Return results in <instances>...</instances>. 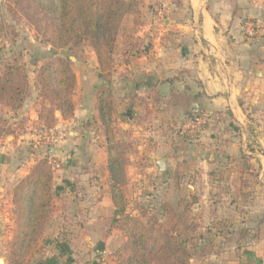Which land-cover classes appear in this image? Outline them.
<instances>
[{"label": "crops", "instance_id": "crops-1", "mask_svg": "<svg viewBox=\"0 0 264 264\" xmlns=\"http://www.w3.org/2000/svg\"><path fill=\"white\" fill-rule=\"evenodd\" d=\"M179 1L190 8L187 21L175 23L170 18H164L160 25L157 20L161 19L164 11L160 4L155 5L152 12L147 10L153 22L136 32V55L113 65L115 75L108 86L114 96L118 95L122 109L119 118L114 116V124L118 126L117 136L128 138L143 136L144 133L147 138H153L151 146L141 139L135 143L134 150L138 151V155H146L144 160L152 163L150 168L157 174L168 172V169L175 173L180 167L177 168L178 158L172 155L174 141L168 139L169 143H162L157 140L166 130L168 120L181 122L183 128H188L190 136L182 144L176 143L186 160L182 166L191 169L197 164L210 168L215 162L231 163L233 158L244 153L264 170V0ZM169 3L172 7L173 4ZM245 20H251L255 26L251 36L243 31ZM93 67L100 73L96 62ZM72 70L76 77V88L86 87L76 100L84 101V91L90 93L94 90L96 78L88 75L89 71L82 70L77 74L74 68ZM76 100L74 98V102ZM140 102L146 107H141ZM132 110L147 116L150 122L147 131L143 130L140 122L135 126ZM188 111H198L200 117H206L205 125L186 119ZM88 115L96 117L95 109L75 104L74 118L70 122L61 120L74 126V131L69 134L76 141L78 153L87 154L84 161L89 168L86 173L75 171L73 176L64 173L63 169L59 170L57 176L53 177L52 196L56 199L66 196L69 190L66 186L73 183L75 190L70 193L74 194V201L60 211L66 213L65 209L70 207L67 212L71 211V216L76 215L74 218L79 222L77 228L84 230L109 222L112 213L118 217L108 191L104 136H94V132L88 130L91 137L83 142L84 139L78 136L79 127H75L89 118ZM95 121L98 123L96 118ZM247 144L250 149L246 151ZM33 147L38 148L35 153L20 143L9 145L2 151L0 165L4 171L0 172L1 182H14L28 173L41 150L37 143ZM161 154H168V159ZM138 155L128 153L127 177L133 164L138 162ZM15 159L20 165L12 168ZM158 159L165 164L162 171L156 167ZM135 175L138 178L141 176L138 171ZM204 176V180L209 178L207 172ZM192 178H197V175ZM3 191L0 185V192ZM9 197L7 207L12 213L11 193ZM229 207L230 211L234 210ZM216 220L213 218V221ZM6 224L14 226L13 220L4 212L0 215L1 232ZM90 238L93 239L91 234ZM220 259L222 264H264V237L255 239L239 252H226Z\"/></svg>", "mask_w": 264, "mask_h": 264}, {"label": "rangeland", "instance_id": "rangeland-1", "mask_svg": "<svg viewBox=\"0 0 264 264\" xmlns=\"http://www.w3.org/2000/svg\"><path fill=\"white\" fill-rule=\"evenodd\" d=\"M135 1L137 3V13L127 15L123 21L111 68L107 72L100 71V73H97L93 67L94 63H97L96 56L87 43L71 48H53L44 40L41 31L19 14L15 7H8L7 0H0V24L2 25L0 31V73L6 64L17 61L24 68L29 80L28 95L18 109L9 110L0 105V161L3 157L2 151L9 145L20 143L32 153H35L38 148L33 147V145L37 143V146H40L39 149H41L37 159L40 157L47 158L54 178L62 169L69 176H73L75 171L86 173L89 168L84 161L87 154L78 153L76 141L72 140L73 136L69 134V132L74 131V126L71 123H63L59 112H55L53 120H49L46 113H43L41 117L40 112H42L43 107H48V100L36 77L37 69L45 58L54 53L69 57L71 67L75 69L77 74H80L85 68L83 71H89L88 75L95 77V83L97 84L92 92L87 93V91H84V101L76 100V97L83 89L86 90V87L76 88L75 86L73 103L74 107L76 104L84 107L86 105L91 110L95 109V92L97 89L107 87L111 90L108 83L113 81L112 77L115 75L114 70H112L114 63L119 60H129L136 55L138 51L136 32L144 25L148 26L150 21L153 22V19L150 20L152 16H149L147 10L152 12L155 9L154 6L160 4L164 11L161 19L157 20L160 25L164 18H170L175 23H183L184 20L189 19L191 13L188 4H181L179 0ZM169 1L173 4L172 7ZM74 98L76 102H74ZM113 99L114 111L116 112L115 114L113 112V127L116 137L127 143L129 154L131 152V155H138V151L134 150L135 143L145 139L144 142L151 146L153 138H147L144 133L143 136H129L128 138L122 136L119 138L117 136L118 131L116 132L118 126L114 124V116L116 119L119 118V112L122 109L119 105L118 95H113ZM142 103H139L141 107L144 105ZM131 112H133L135 118V126L140 122L143 130L147 131V124L150 123L147 116L142 115L139 111L132 110ZM73 118L74 116L71 119ZM95 118V116H90L85 118L84 122L75 126L77 129L79 127L77 130L78 136L84 139L83 142L91 137L88 130L94 132V136L103 135ZM71 119L67 121L70 122ZM171 121H167L166 130L162 133L160 139L157 138L159 139L157 141L162 143H169L168 139L174 141L172 155L178 158L176 163L177 168L180 167V170L173 173L172 170L168 169V172L165 171L166 173L157 174L154 169L150 168L152 163L144 160L146 155L144 153L138 155V162L133 164L129 170L128 183L125 187L129 212L141 218L144 222L151 221L152 218L156 221V225L162 229L176 233L182 230V224H196L198 226L197 232L201 233L206 227L211 226L213 218L231 221L237 225L234 227H241L242 221L248 220L251 227L248 242H251L252 239L255 241V239L264 237V223L263 225L257 224L259 219L257 215L263 214L264 211V170H262V166L255 161H250L252 164L250 166L223 161L224 166L215 167V172L219 170L221 177L215 179L216 176L212 172L209 174V178L204 180V173H209L212 168L197 164L191 169L186 168V165L182 166V163H186V160L183 159L179 145H176V143L181 142L182 144V141L190 139V136L188 128H183L181 122ZM170 123L173 124L170 125ZM85 134L88 137H84ZM173 138L175 139L172 140ZM96 142H98V139H96ZM249 149L250 145L247 144L245 150ZM52 150L55 152L54 155ZM161 155L168 159V154ZM19 165V161L15 159L11 167L15 168ZM1 166L0 172L4 171ZM169 166L171 168V165ZM136 171L141 174L139 178L135 175ZM195 175H197V178H192ZM17 182L18 180L14 182L0 181V185L4 188V191L0 192V215L6 212L11 220L14 216L7 205L10 203L9 194ZM72 184L69 183L66 186L69 189L66 196L59 199L52 197L51 218L46 223L41 238L24 264H117L116 253L120 250L126 238L117 227V217L113 213L109 218V222L105 221L99 223V227L84 230L77 228L79 222L74 218L76 215L71 216V211L67 212L70 207L65 209L66 213L60 211L62 207H68L72 204V200L74 201V194L70 193L75 190ZM163 203L169 206L168 210L162 208L161 204ZM229 206L234 210L230 211ZM211 228L213 232L216 231L213 227ZM13 230L14 226H10V224H6L2 232L0 228V264H9L10 262V240ZM228 231H231V229H228ZM232 232L235 231L232 230ZM90 234L93 239L90 238ZM215 237H217V240L212 236L213 253L206 257L193 256L190 260L191 264H222L220 258L224 256V253H230L232 249L239 252L242 248L248 246L236 249L234 243L227 240V238H234V235L216 234ZM218 247L222 249V252L216 254Z\"/></svg>", "mask_w": 264, "mask_h": 264}, {"label": "trees", "instance_id": "trees-1", "mask_svg": "<svg viewBox=\"0 0 264 264\" xmlns=\"http://www.w3.org/2000/svg\"><path fill=\"white\" fill-rule=\"evenodd\" d=\"M7 2L8 7H15L19 14L37 27L44 40L53 48H71L87 43L95 53L101 72H107L111 68L123 21L127 15L137 13L135 0ZM36 77L48 100V107H43L40 112L41 117L46 113L48 119L53 120L55 112H59L62 120L71 119L74 116L73 91L76 77L69 57L54 53L45 58L37 69ZM28 92L29 80L22 65L17 61L6 64L0 73V105L9 110H16ZM94 108L106 147L108 191L113 207L118 213L117 227L126 238L116 253L117 264H191L193 256L206 257L213 253L212 236L217 240L216 234L234 235V238L227 240L233 242L236 249L253 242L254 239L248 242L251 231L248 220H243L241 227H234L237 225L225 219L216 220L201 233L197 232L196 224H182V230L176 233L162 229L152 218L151 221L144 222L129 212L125 195L128 183V146L125 141L116 137L113 127L114 99L109 88L97 89ZM198 116V111H188L185 114L186 119ZM203 125L205 123L201 126ZM232 162L252 165L250 157L244 153L233 158ZM224 164L215 162L208 174L213 172L214 176L221 177L219 170L215 172V167ZM52 196V171L47 158L40 157L35 160L28 173L18 179L11 192L14 230L10 240L9 264H24L37 245L46 223L51 218ZM161 206L164 210L169 209L167 204L163 203ZM257 217V224L263 225L264 213ZM211 227L216 231L213 232ZM221 252L222 249L218 247L216 254Z\"/></svg>", "mask_w": 264, "mask_h": 264}, {"label": "built area", "instance_id": "built-area-1", "mask_svg": "<svg viewBox=\"0 0 264 264\" xmlns=\"http://www.w3.org/2000/svg\"><path fill=\"white\" fill-rule=\"evenodd\" d=\"M254 29H255V26H254V24H253V22L251 20H245L243 22V31L245 32V35H247V36L253 35L254 34ZM190 120L191 121H195L198 125L199 124L202 125L203 123H205L206 117H204V116H202V117L198 116V117H196L194 119H190ZM191 124L192 123L190 122L189 125L191 126Z\"/></svg>", "mask_w": 264, "mask_h": 264}, {"label": "water", "instance_id": "water-1", "mask_svg": "<svg viewBox=\"0 0 264 264\" xmlns=\"http://www.w3.org/2000/svg\"><path fill=\"white\" fill-rule=\"evenodd\" d=\"M156 167L158 168V170L162 171V170H164L165 164L162 160L158 159L156 161ZM1 262H2V260H1Z\"/></svg>", "mask_w": 264, "mask_h": 264}]
</instances>
